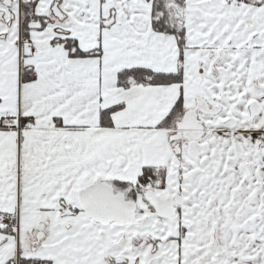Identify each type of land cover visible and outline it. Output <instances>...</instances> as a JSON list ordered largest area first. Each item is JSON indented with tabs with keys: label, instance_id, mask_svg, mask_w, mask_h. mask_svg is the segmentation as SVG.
I'll return each mask as SVG.
<instances>
[{
	"label": "snow or ice",
	"instance_id": "snow-or-ice-1",
	"mask_svg": "<svg viewBox=\"0 0 264 264\" xmlns=\"http://www.w3.org/2000/svg\"><path fill=\"white\" fill-rule=\"evenodd\" d=\"M0 264H264V0H0Z\"/></svg>",
	"mask_w": 264,
	"mask_h": 264
}]
</instances>
